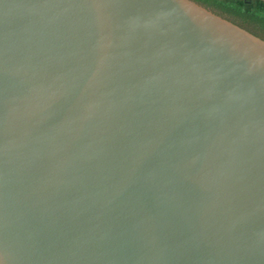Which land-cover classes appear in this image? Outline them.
<instances>
[{"label": "water", "instance_id": "95a60500", "mask_svg": "<svg viewBox=\"0 0 264 264\" xmlns=\"http://www.w3.org/2000/svg\"><path fill=\"white\" fill-rule=\"evenodd\" d=\"M0 264H264V20L0 0Z\"/></svg>", "mask_w": 264, "mask_h": 264}, {"label": "trees", "instance_id": "16d2710c", "mask_svg": "<svg viewBox=\"0 0 264 264\" xmlns=\"http://www.w3.org/2000/svg\"><path fill=\"white\" fill-rule=\"evenodd\" d=\"M264 20V0H220Z\"/></svg>", "mask_w": 264, "mask_h": 264}]
</instances>
